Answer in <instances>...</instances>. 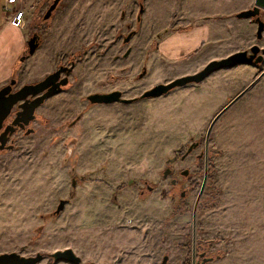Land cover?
Instances as JSON below:
<instances>
[{"label": "rangeland", "instance_id": "rangeland-1", "mask_svg": "<svg viewBox=\"0 0 264 264\" xmlns=\"http://www.w3.org/2000/svg\"><path fill=\"white\" fill-rule=\"evenodd\" d=\"M53 1L37 0L30 16L41 40L37 78L59 64L74 61L75 67L62 92L37 109L34 132L17 133L14 149L0 150V254L43 253V264H72L50 256L72 248L81 264H149L141 258L149 253L162 264L164 255H175L181 245L190 253L198 188L183 198L189 184L174 189L163 177L171 165L189 169L198 185L208 169L196 220V244L207 256L220 255L223 264H264V76L215 123L205 168L196 159L212 119L264 70V59L141 98L155 84L196 73L213 59L254 44L264 48L255 19L236 17L239 4L251 8L254 0H193L214 12L235 13L229 18L212 11L201 47L171 59L157 49L159 37L151 28L168 5L61 0L45 20ZM140 3L152 11L147 8L138 21ZM116 89L133 101L87 99ZM196 141L202 144L182 161ZM61 199L69 201L55 214ZM183 264H191L190 254Z\"/></svg>", "mask_w": 264, "mask_h": 264}, {"label": "water", "instance_id": "water-1", "mask_svg": "<svg viewBox=\"0 0 264 264\" xmlns=\"http://www.w3.org/2000/svg\"><path fill=\"white\" fill-rule=\"evenodd\" d=\"M61 0H54L52 4L48 7L46 13L44 14V19H49L55 9L57 8ZM264 10V0H254V5L251 8L241 10L236 14L239 19L253 18L255 19L257 27V38L262 39L264 33V20L261 19V11ZM133 31L130 32L125 38L124 43H128L133 35ZM40 45V36L34 34L28 41V54L32 55L36 52ZM24 59V58H23ZM22 59V60H23ZM264 59V48H261L258 44H254L249 50H240L229 54L221 59H213L209 61L206 66L193 74L185 75L176 78L169 83H157L151 89L145 91L141 98L156 97L167 93L175 87L185 85L190 82H200L212 72L217 71L222 68L233 67L241 63H253L260 64ZM73 69V64L71 66L62 65L53 73L48 74L42 80L36 83H28L17 88L16 78L11 79L6 85L0 89V131L3 128L4 122L11 113L13 107L17 105L20 110L17 112V116L14 118L13 122L6 126L4 131L0 134V150L3 149H13V144H8L10 135H12L16 130L17 126L24 129L28 126L31 121L35 119L36 109L42 105L46 99L51 96L60 93L63 87L69 83V75ZM64 74V75H63ZM264 76V70L257 75L253 81L246 87H244L234 98H232L227 105H225L212 119L206 135H205V150L208 152L209 139L211 132L215 123L218 119L231 107L233 106L241 97L250 90L251 87L255 85ZM87 99L92 104H109L114 102L130 103L133 99L124 98L121 91L112 92H95L90 94ZM33 130L27 129L26 134H30ZM199 146V142H192L188 146L187 150L183 154L182 158H185L191 152L194 151ZM186 172V171H185ZM207 173V171H206ZM170 175L169 169H166L163 173V177L166 179ZM72 185L76 187V180H73ZM68 199H61L55 214H60L68 203ZM193 218V234H192V253H191V264H198L200 260H197L196 255V220H197V206L192 213ZM53 257L55 262H70L72 264H81L82 259L78 256L72 248H66L64 250H57L50 255ZM203 256V255H202ZM45 255L43 253H37L34 256H23L17 252H6L0 254V264H43V259ZM211 258H203L202 263H206ZM168 261V256L163 258L162 264H166ZM89 264H96L91 262Z\"/></svg>", "mask_w": 264, "mask_h": 264}, {"label": "crops", "instance_id": "crops-1", "mask_svg": "<svg viewBox=\"0 0 264 264\" xmlns=\"http://www.w3.org/2000/svg\"><path fill=\"white\" fill-rule=\"evenodd\" d=\"M20 1L19 8L24 11L25 18L23 25L19 27L11 22V15L5 11V0H0V89L13 78L17 79L20 86L39 81L37 78L39 54L37 52L40 50V45L34 54L30 55L27 52L28 41L35 34L36 25L33 24L30 16L37 0ZM156 2L169 6L159 11L160 16L157 18L159 21L151 27L158 34L157 49L160 53L165 58L171 59L189 55L198 50L206 41L207 26H211L207 21V15L213 10L200 5L201 3L194 5L193 0H155L154 5ZM247 7L241 3L235 12L248 9ZM147 8L152 11L151 5H146L143 13H146ZM213 13L225 15L220 9ZM227 13L225 16L233 17L234 13L229 14L230 11ZM127 51L126 55L131 50ZM52 63L51 61V66ZM177 241L182 244L186 243L183 239ZM178 251L175 255H164V257L168 256L166 264H183L184 258L191 255V251L189 253V250L182 245ZM141 258L146 259V263L149 260V264H157V257L150 253ZM224 262L225 258L219 256L209 260L206 264H223Z\"/></svg>", "mask_w": 264, "mask_h": 264}, {"label": "flooded vegetation", "instance_id": "flooded-vegetation-1", "mask_svg": "<svg viewBox=\"0 0 264 264\" xmlns=\"http://www.w3.org/2000/svg\"><path fill=\"white\" fill-rule=\"evenodd\" d=\"M140 10H139V14H138V16H137V18H138V21H141V15L143 14V12H144V5L142 4V3H140ZM132 32V31H131ZM134 33H133V35H135V30L133 31ZM132 35V36H133ZM132 38V37H131ZM131 40V39H130ZM130 42V41H129ZM128 42V43H129ZM127 43V44H128ZM73 64V69H72V71H71V73L73 72V70H74V67H75V62L74 61H72L71 62V64L70 65H68V66H71ZM62 65H67V64H59L58 65V67L55 69V70H53L51 73H53L54 71H56L60 66H62ZM70 73V74H71ZM50 74V73H49ZM64 75V74H63ZM47 76V75H46ZM70 76V75H69ZM45 78V77H44ZM42 80V79H41ZM40 81V80H39ZM38 82V81H37ZM36 83V82H35ZM121 91V90H119V89H116V90H113V91ZM62 92V91H61ZM109 92H112V91H109ZM122 92V91H121ZM95 93V92H94ZM101 93H106V92H101ZM92 94V93H91ZM122 94H123V92H122ZM90 95V94H89ZM88 95V96H89ZM87 96V97H88ZM124 97V96H123ZM47 100V99H46ZM41 106V105H40ZM39 108V107H38ZM37 108V109H38ZM37 109H36V112H35V119L34 120H36V118H37ZM20 110V108L17 106V105H15L14 107H13V109H12V111H11V113L9 114V116L7 117V119L5 120V122H4V125H3V128H2V130L0 131V134L2 133V131H4V129L6 128V126L7 125H9V124H11L12 122H13V120H14V118L17 116V112ZM34 120L33 121H31V123L28 125V126H26L24 129H22L21 127H19V126H17V130L12 134V135H10V139H9V142H8V144H13L14 146H15V144H14V139H13V137H14V135H16L17 133H19V132H25L26 133V131H27V129H32L33 131L32 132H34V128L33 127H31V125H32V123L34 122ZM31 132V133H32ZM30 133V134H31ZM197 142H199V146L202 144V142H205V136H204V138H203V140H202V142L201 141H197ZM198 146V147H199ZM197 147V148H198ZM196 148V149H197ZM14 149V148H13ZM196 149H194V151L196 150ZM3 150H11V149H3ZM193 151V152H194ZM193 152H191V153H193ZM184 153H185V151H184ZM184 153H182L181 154V160L182 161H184V160H186L187 159V157L191 154H189V155H187L185 158H182V156H183V154ZM207 154H206V150L204 149V150H202L201 152H199L198 154H196V159H202L203 161H204V168H205V163H207L206 161H207ZM178 157H176V159H177ZM176 159H174L173 161L175 162L176 161ZM173 161H172V163H173ZM171 162H169V164H172ZM166 169H169V171H170V175H169V177L168 178H166V179H170V184H171V187L172 188H174V189H176V188H180L181 187V185H183V183H184V181H185V183H188L189 185H188V187H186V188H184L182 191H181V196L183 197V198H185L186 197V195H187V192H193L194 190H196V188H198V190H197V192H196V195H195V197H194V202H193V205H192V213H193V210L195 209V207L197 206V213H198V210H199V208H200V206H202V197H203V194H204V192H205V190H206V187H207V184H208V180H209V173H208V169L207 168H205L204 169V171H203V174H202V179H201V182H199V185H198V180L196 179V178H194V174L193 173H191L190 172V170L189 169H183V170H179V168H172L171 167V165L169 166V167H167ZM186 171V172H185ZM206 171H207V173H206ZM165 179V178H164ZM74 180H77L76 178H74ZM77 183V182H76ZM148 189H150V191H152L154 188L152 187V186H150V185H148V187H147ZM193 230V229H192ZM190 251H191V253H192V246H191V249H190ZM196 255H197V258L199 257V260H200V262L198 263V264H203L202 263V260L201 259H203V258H210L209 256H207V250L206 249H204V250H202L197 244H196ZM203 255V256H202ZM198 260V259H197ZM205 264V263H204Z\"/></svg>", "mask_w": 264, "mask_h": 264}, {"label": "built area", "instance_id": "built-area-1", "mask_svg": "<svg viewBox=\"0 0 264 264\" xmlns=\"http://www.w3.org/2000/svg\"><path fill=\"white\" fill-rule=\"evenodd\" d=\"M20 0H5V11L11 15V22L16 26H22L25 18L24 11L19 8Z\"/></svg>", "mask_w": 264, "mask_h": 264}, {"label": "trees", "instance_id": "trees-1", "mask_svg": "<svg viewBox=\"0 0 264 264\" xmlns=\"http://www.w3.org/2000/svg\"><path fill=\"white\" fill-rule=\"evenodd\" d=\"M40 42H41V40H40ZM220 255H217L216 257H219ZM210 258H213V257H210Z\"/></svg>", "mask_w": 264, "mask_h": 264}]
</instances>
